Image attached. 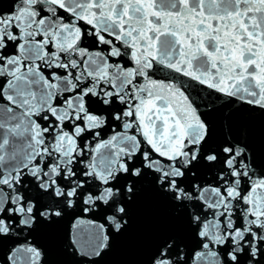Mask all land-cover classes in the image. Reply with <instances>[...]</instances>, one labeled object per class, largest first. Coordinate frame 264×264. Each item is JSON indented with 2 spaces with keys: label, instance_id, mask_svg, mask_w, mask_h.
<instances>
[{
  "label": "snow or ice",
  "instance_id": "snow-or-ice-1",
  "mask_svg": "<svg viewBox=\"0 0 264 264\" xmlns=\"http://www.w3.org/2000/svg\"><path fill=\"white\" fill-rule=\"evenodd\" d=\"M241 113L264 118V0H0V264H44L64 224L99 264L145 188L173 222L143 264H264Z\"/></svg>",
  "mask_w": 264,
  "mask_h": 264
},
{
  "label": "water",
  "instance_id": "water-1",
  "mask_svg": "<svg viewBox=\"0 0 264 264\" xmlns=\"http://www.w3.org/2000/svg\"><path fill=\"white\" fill-rule=\"evenodd\" d=\"M219 111L211 117L214 128L219 132L226 124L230 111L217 102ZM237 135L245 132L251 137L257 150L264 137V118L256 114L241 113L233 118ZM131 227L117 239L111 251L103 255L99 264H143L153 234L161 227L173 222L171 210L158 194L145 188L131 205ZM67 224L51 231L37 233L34 240L43 246L47 254L44 264H77L75 257L64 249Z\"/></svg>",
  "mask_w": 264,
  "mask_h": 264
}]
</instances>
